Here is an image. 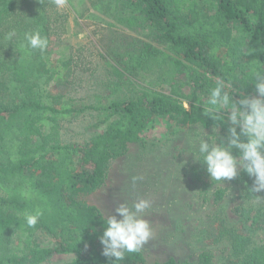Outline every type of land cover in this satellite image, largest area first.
Here are the masks:
<instances>
[{
	"label": "trees",
	"instance_id": "1",
	"mask_svg": "<svg viewBox=\"0 0 264 264\" xmlns=\"http://www.w3.org/2000/svg\"><path fill=\"white\" fill-rule=\"evenodd\" d=\"M88 1L115 25L132 22L149 33L107 50L102 56L113 61L119 80L106 84L109 92L92 103L77 105L63 91L74 73L73 58L54 56L67 13L55 0H0V264H42L55 254L72 255L63 264H111L99 240L105 216L81 198L104 183L110 159L129 143L145 142L158 124L163 134L176 124L198 123L218 130L212 142L226 137L227 113L225 123L207 115L210 90L223 83L239 100L241 93L257 95L253 73L264 77V0ZM35 31L47 38L43 51L25 39ZM85 113L95 117L94 131L83 142H64L63 121ZM235 179L245 200L236 208L239 226H216L214 241L230 245V264H264V242L251 233L264 231V205L251 203L261 192L249 189L254 177L246 172ZM225 193L215 189L214 200ZM36 209L43 215L28 227L25 215ZM39 232L53 244L42 245ZM119 264L148 263L140 251ZM153 264L177 263L169 258ZM183 264H213V255L202 250Z\"/></svg>",
	"mask_w": 264,
	"mask_h": 264
},
{
	"label": "rangeland",
	"instance_id": "2",
	"mask_svg": "<svg viewBox=\"0 0 264 264\" xmlns=\"http://www.w3.org/2000/svg\"><path fill=\"white\" fill-rule=\"evenodd\" d=\"M60 8L67 13V25L54 47V56H71L75 64L63 91L74 104L92 103L97 94L107 90L106 84L119 80L113 61L102 55L114 46L147 38L149 31L132 22L115 25L110 17L93 12L88 0L70 3L65 0ZM124 89L113 96L122 95ZM94 120L92 113H85L63 121L61 139L85 141L94 131ZM163 131V126L158 124L149 130L145 142L129 143L124 154L110 159L104 183L81 198L96 205L104 216L115 214L117 218L118 204L131 206L140 198L149 199L152 208L146 218L151 223L153 237L141 250L148 264L169 258L177 264L195 261L202 250L212 253L213 264H230L234 260L230 245L223 239L214 241V229L238 227L236 208L245 200L236 179L212 181L206 165H200L196 159L199 140L211 137L218 130L194 123L176 124L171 133L168 130L163 134ZM220 187L226 189L225 196L214 200V190ZM251 203L264 205V191ZM251 233L254 239L264 242L263 230ZM36 237L42 245L53 244L41 232ZM71 258L70 254H55L42 264H63Z\"/></svg>",
	"mask_w": 264,
	"mask_h": 264
},
{
	"label": "clouds",
	"instance_id": "3",
	"mask_svg": "<svg viewBox=\"0 0 264 264\" xmlns=\"http://www.w3.org/2000/svg\"><path fill=\"white\" fill-rule=\"evenodd\" d=\"M55 4L63 7L65 0H55ZM12 35L14 33L9 34V39ZM25 39L30 48L41 51L48 44L47 38L39 31L26 34ZM252 80L257 95L241 93L239 100L233 99V93L225 90L223 83L218 82L210 90L207 115L214 121L225 123L222 113H227L229 126L226 137L217 136L216 142H212L210 137L200 139L197 149L200 158H195L206 165L208 175L215 182L231 181L240 171L246 172L254 177L249 189L259 193L264 191V77L253 73ZM234 149L238 154L233 153ZM151 208L149 199L140 198L131 206L118 204L115 213L119 218L115 214L102 218L105 227L99 240L103 246L102 254L110 258L111 264H119L128 253H139L152 239V226L146 218ZM42 215L41 209L27 213L26 225L35 227Z\"/></svg>",
	"mask_w": 264,
	"mask_h": 264
}]
</instances>
